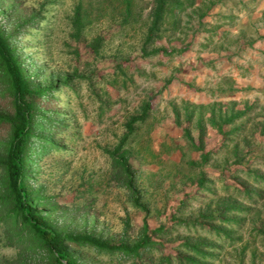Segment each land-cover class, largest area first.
<instances>
[{
    "label": "rangeland",
    "instance_id": "rangeland-1",
    "mask_svg": "<svg viewBox=\"0 0 264 264\" xmlns=\"http://www.w3.org/2000/svg\"><path fill=\"white\" fill-rule=\"evenodd\" d=\"M154 9L0 0L6 36L34 19L14 49L34 85L53 88L46 107L64 124L33 186L61 230L134 245L144 221L162 228L138 261L72 248L79 264H264V0H168L150 35ZM11 102L4 81L0 114ZM124 138L145 213L111 157ZM6 244L0 232V263L18 253Z\"/></svg>",
    "mask_w": 264,
    "mask_h": 264
},
{
    "label": "trees",
    "instance_id": "trees-1",
    "mask_svg": "<svg viewBox=\"0 0 264 264\" xmlns=\"http://www.w3.org/2000/svg\"><path fill=\"white\" fill-rule=\"evenodd\" d=\"M167 3L168 0H155L150 35L161 22ZM32 20L26 19V24L9 36L0 29V83L6 82L12 100L11 113L0 114V128L7 131L0 138V232L7 241L6 245L18 251L13 260L0 264H79L72 248L85 247L99 254L118 253L125 259L138 261L156 245L153 237L162 228L152 230L144 221L142 237L134 245L61 230L47 214V210L54 205L53 198L33 186V166L43 155L60 148L55 135L63 129L64 124L55 118V112L46 107L53 99V88L34 85V76L26 74L14 49V43L20 38L16 33H19V29L23 31L34 27L36 23ZM10 21H13L11 13L0 14V24L6 25ZM70 81L67 79L65 84ZM149 109L148 104L140 116L127 124L129 132L134 123L145 120ZM240 115L230 116L229 121ZM125 140H121L111 152V157L117 172L126 182V188L136 196L135 205L145 213L132 183L131 167L122 151ZM187 263L194 264L195 260Z\"/></svg>",
    "mask_w": 264,
    "mask_h": 264
}]
</instances>
